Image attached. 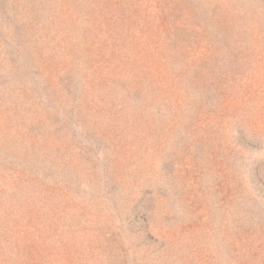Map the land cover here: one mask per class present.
Returning a JSON list of instances; mask_svg holds the SVG:
<instances>
[{
  "label": "rangeland",
  "instance_id": "rangeland-1",
  "mask_svg": "<svg viewBox=\"0 0 264 264\" xmlns=\"http://www.w3.org/2000/svg\"><path fill=\"white\" fill-rule=\"evenodd\" d=\"M126 1L0 0V174L25 167L43 189L41 254L264 264V0ZM83 42L109 58L94 77ZM117 66L109 94L65 85Z\"/></svg>",
  "mask_w": 264,
  "mask_h": 264
},
{
  "label": "trees",
  "instance_id": "trees-1",
  "mask_svg": "<svg viewBox=\"0 0 264 264\" xmlns=\"http://www.w3.org/2000/svg\"><path fill=\"white\" fill-rule=\"evenodd\" d=\"M130 1H126L124 5L127 11L132 12L134 5L130 7L131 5L128 4ZM127 5L130 8H128ZM122 20H124V18H122ZM111 22L117 24L118 20H112ZM189 28L193 31V38L198 37L199 28L196 25H187L186 29L189 30ZM253 35L255 36V46H260L263 41H261V38L259 39L260 36L258 32L253 31ZM94 44L95 43H93V46ZM88 46L87 42H83L80 47V52L87 55L89 59L94 62V66L90 69L91 71L95 69V72H93L94 77L96 76L95 73L97 72L98 67L103 63V61H107L109 58H105V56L101 55L102 47L104 45L100 47L97 43V50L93 53L94 59L91 57L92 52H90V50L88 51ZM182 50L183 49H181V52ZM183 51L186 56L190 57L189 62H191L194 58V54L191 52V47L189 51ZM128 56L130 55L128 54ZM127 60H131L133 62L132 57H128ZM126 65H128V62ZM90 70L88 73H90ZM128 75L129 73L127 72L126 67L123 70L120 66H117L116 70H112L111 72L107 69H103L102 67L100 73L97 75V78H91L92 75L89 76V74L88 78H82L81 90H79V88L77 90V87H75L74 83L70 81V79L66 80L65 85L67 88H71L75 94H80V96L77 97L78 101L82 98L87 101L90 99L88 98L89 96L97 94L94 89L97 90L98 88L103 87V90H105L104 95L109 94L106 89L110 86V83H117L118 81L116 79L119 77H122V81H124L125 77H128ZM84 84L88 85V87H84ZM230 88L231 87L222 93V96L227 94L224 102L230 95ZM104 99H106V97H104ZM93 105L91 106L93 107ZM111 105L112 103L110 102L107 107ZM115 108L117 107L114 106V109ZM226 109L227 108H224V110ZM206 110L207 108L201 113V116L206 115L209 119H211L210 117L211 115H215V111H209L206 113ZM129 132L130 131H128V133ZM128 136L130 141L123 142V146L134 145L135 148L133 149L137 152L140 146V139L132 135ZM4 143L5 141L0 139V145H3ZM10 170V167H1L0 174V264H63L58 257L59 248H55L53 255L43 256L41 254L44 250L41 249V247L46 245L49 238L44 234V230H39L40 227L38 229H34L29 222V218L33 215L34 207L32 205V207L28 205V202H33L35 199L39 200L43 189L39 190L36 183L29 180L31 179V176L27 173L25 167H18V169L13 172H10ZM44 185L46 187V183ZM14 202H19V204L15 205ZM13 213H16L17 216L14 217Z\"/></svg>",
  "mask_w": 264,
  "mask_h": 264
}]
</instances>
